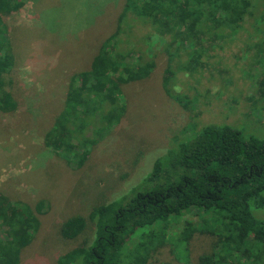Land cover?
Here are the masks:
<instances>
[{
    "label": "rangeland",
    "instance_id": "1",
    "mask_svg": "<svg viewBox=\"0 0 264 264\" xmlns=\"http://www.w3.org/2000/svg\"><path fill=\"white\" fill-rule=\"evenodd\" d=\"M21 1L19 11L4 18L17 108L0 112V192L23 210L40 203L41 211L17 264H56L64 252L89 240L90 209L125 194L154 157L201 126L226 125L264 141V97L256 89L257 80H264V21L258 15L254 26L242 23L230 33L212 36L191 69L185 68L190 59L185 52L192 46L168 45L167 37L148 23L134 20V44L124 51L136 43L152 69L145 78L122 85L120 119L95 144L80 143L77 135L70 140L71 154L54 153L43 137L62 108L68 77L87 67L99 43L113 31L123 0ZM136 56L134 52L126 60ZM252 214L264 221V206ZM73 215L86 218V228L65 239L59 228ZM205 215L192 210L168 224L164 245L146 264H194L209 250L212 238L192 232L187 253L178 239L183 224L197 226ZM5 238V225H0V240Z\"/></svg>",
    "mask_w": 264,
    "mask_h": 264
},
{
    "label": "trees",
    "instance_id": "2",
    "mask_svg": "<svg viewBox=\"0 0 264 264\" xmlns=\"http://www.w3.org/2000/svg\"><path fill=\"white\" fill-rule=\"evenodd\" d=\"M22 5L21 0H0L2 113L17 108L11 89L12 50L3 36L7 30L4 18L17 13ZM254 14L264 21V0H123L113 31L99 43L87 67L69 75L62 108L44 134V145L56 154H71L70 140L77 135L80 143L93 145L119 121L122 85L145 78L153 66L150 59L142 60L136 43L140 52L134 46L124 51L129 43L134 44L130 40L134 20L148 23L167 37L168 45L192 46L185 52L190 55L185 68L191 69L198 65L212 36L230 33L242 23L256 25ZM132 52L137 56L129 62L126 58ZM256 89L264 97L263 79L257 80ZM93 133L95 137L89 138ZM185 136L184 141L154 157L141 180L125 194L92 207L87 214L92 224L89 240L64 252L56 264H146V258L164 245L168 224L192 210L206 215L197 226L183 224L178 239L183 252L187 253L192 232L212 238L209 250L194 264H264V221L252 214V209L264 206V141L212 124ZM22 207L0 192V225H5L6 234L0 240V264H17L20 249L38 227L41 204ZM85 228L86 218L73 215L61 223L59 234L73 239Z\"/></svg>",
    "mask_w": 264,
    "mask_h": 264
}]
</instances>
